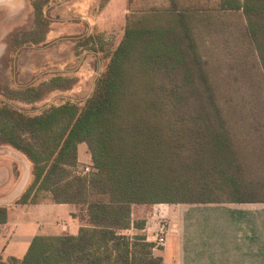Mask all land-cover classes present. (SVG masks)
Here are the masks:
<instances>
[{
  "label": "trees",
  "instance_id": "1",
  "mask_svg": "<svg viewBox=\"0 0 264 264\" xmlns=\"http://www.w3.org/2000/svg\"><path fill=\"white\" fill-rule=\"evenodd\" d=\"M127 10L119 42L96 25L73 40L76 57L83 48L101 61L87 96L60 94L40 109L46 94L72 89L69 73L6 81L21 96L2 93L0 146L21 153L31 176L13 208L0 207V225L44 202L80 207L82 225L37 235L0 264H164L134 207L264 201L237 194L264 186V0H128ZM207 178L232 196L198 195Z\"/></svg>",
  "mask_w": 264,
  "mask_h": 264
},
{
  "label": "rangeland",
  "instance_id": "2",
  "mask_svg": "<svg viewBox=\"0 0 264 264\" xmlns=\"http://www.w3.org/2000/svg\"><path fill=\"white\" fill-rule=\"evenodd\" d=\"M8 1V6L0 5V93H5L4 96L9 94L18 100L21 92L9 90L13 86L8 87L6 81H16L17 85H20L29 81H31L30 83L38 81L47 74L65 72L69 73L75 80L72 89L64 92H50L44 96L41 102H34V104H37V107L40 108L44 104L51 103L60 94L76 98L87 96L92 89L101 61L98 63V56L94 58L83 48L78 50L82 52L81 56L76 57L73 40L87 30H91L96 21V26L105 32L104 40L119 42L123 36L127 0H104V2L109 1V3L102 8H98L97 0ZM41 6H43V15L47 16L49 20L48 25H44L37 17V10ZM40 35L46 36V40L42 44H18L23 41L32 44L34 40L41 39ZM42 88L44 92L51 90L46 85H42ZM36 93L35 90L30 95ZM1 94L0 98L3 97V94ZM18 104L20 106L25 105L22 100ZM26 105L30 108L33 104ZM255 154L252 151L250 156L254 157ZM14 158L9 150L0 146V200L3 201L0 207L13 208L14 206V203L9 202L14 190H10V192L9 188H13V182L17 180V169L14 168V165L12 169L11 166L8 169V164L12 165L11 162L15 161ZM12 171L13 174L11 175ZM204 182L210 185L207 189L199 187L198 195L227 198L233 194L213 186L212 184L217 182L214 178H207ZM204 182L200 181L199 186H202ZM10 184L12 186H9ZM5 189L9 192L6 196H2ZM237 194L243 198L264 199V186L262 188H251ZM178 204L181 203H161L153 205V208L158 210L160 208L171 209L178 206ZM139 220H145L146 222L144 217L139 218ZM4 228V226H0V233L5 231ZM10 233L9 231L7 234ZM129 233L132 234V231ZM24 236H27V234L21 233L19 230L16 238L7 244L6 238L0 235V256L22 257L29 246V244L25 245L23 242Z\"/></svg>",
  "mask_w": 264,
  "mask_h": 264
},
{
  "label": "crops",
  "instance_id": "3",
  "mask_svg": "<svg viewBox=\"0 0 264 264\" xmlns=\"http://www.w3.org/2000/svg\"><path fill=\"white\" fill-rule=\"evenodd\" d=\"M99 2L97 0L100 5ZM108 3L109 1L105 6ZM8 4V0H0V5ZM127 7L128 0L125 14L128 13ZM96 24L95 21L94 25ZM3 148L15 157L12 165L8 164V169L9 166L12 169L13 165L17 169V180L13 182L15 187L9 188V191L14 190L9 202L14 203L30 180L31 164L15 149ZM78 162L82 167H89L91 164V156L85 143L78 147ZM9 191L5 189L2 196H6ZM2 203L0 200V205ZM80 211V207L72 204L51 202L21 206L10 214L6 224L0 225L5 227L0 235L6 238L8 244L20 230L27 234L23 239L25 245H30L37 235H77L82 222L73 217V214ZM160 215L167 216L170 221L165 247L154 251L163 259L164 264H264V201L181 203L175 208L160 210L146 205L134 207L133 219H146L144 232L150 242L154 238L149 229L156 225ZM9 231L11 233L7 234Z\"/></svg>",
  "mask_w": 264,
  "mask_h": 264
},
{
  "label": "built area",
  "instance_id": "4",
  "mask_svg": "<svg viewBox=\"0 0 264 264\" xmlns=\"http://www.w3.org/2000/svg\"><path fill=\"white\" fill-rule=\"evenodd\" d=\"M89 171H90L89 167L84 169L85 173L89 172ZM144 231H145V229H144ZM149 232H151V234L154 238V240L151 242L154 244V247H153L154 251H159L160 249L165 247V244L167 242V236L170 232V221H169L168 217L165 215H160L156 225L154 227H151V230L149 229ZM151 234H150V236H151ZM146 237H147V235H146ZM147 240H148V237H147Z\"/></svg>",
  "mask_w": 264,
  "mask_h": 264
},
{
  "label": "water",
  "instance_id": "5",
  "mask_svg": "<svg viewBox=\"0 0 264 264\" xmlns=\"http://www.w3.org/2000/svg\"><path fill=\"white\" fill-rule=\"evenodd\" d=\"M41 109V108H40Z\"/></svg>",
  "mask_w": 264,
  "mask_h": 264
}]
</instances>
